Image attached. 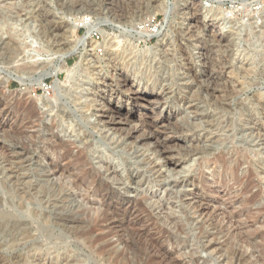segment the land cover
<instances>
[{
  "label": "rangeland",
  "instance_id": "rangeland-1",
  "mask_svg": "<svg viewBox=\"0 0 264 264\" xmlns=\"http://www.w3.org/2000/svg\"><path fill=\"white\" fill-rule=\"evenodd\" d=\"M159 2L160 0H153V6ZM235 3L239 6L249 3V0H235ZM113 5L119 8L114 10L112 8ZM120 8L121 11L119 10ZM46 11L52 14L57 22L66 24L65 30L71 29L63 34L62 37L65 40L72 33L75 34L77 39H80V42L72 52H69L68 47H64L65 51H60V49L56 51L48 43L50 40L49 36L47 37L49 40H46V36L43 37L42 32L46 31V25L45 22L41 21V15ZM240 11L243 12L244 9L241 8ZM256 11L261 12L264 10L257 8ZM149 12L148 0H73L72 2H66L65 0H0V23L4 24L3 31H1L2 33L0 32L2 39V42H0V67L4 71L3 74L0 73V211L3 212L4 210L7 212L8 210V213L15 215L13 217H17L22 223H26L28 220L26 224L33 228L34 232L32 233L38 237V241L35 243L27 242L23 243V245L21 244L22 246L20 243H15L11 247L5 246L6 242L0 240L2 241L0 245V264H85L91 250L96 249L97 252L99 251L96 247L97 245H88L83 242L77 231L76 233L74 230L65 231L63 228L60 229L59 226H55V216L46 208L47 206L43 207V203L38 205L35 201H31V203L27 199L22 200L21 196H17V198L14 192L15 188L10 183V185L2 183L4 176H8L10 168L13 167L5 162V159H7L5 154L9 155L20 145L27 149L28 155L30 154L29 156L34 159V162L38 160V164L46 166L51 158L57 160L56 155L52 156L50 150L42 143V138L49 133V129H51V132L53 131L52 133L55 136L63 140L78 141L79 137L83 138L82 135H88L91 136V143L87 148V153L92 164L101 171L104 165H109L115 168L123 179L117 161L123 163L124 168L127 169V156L129 157V153L131 154V149L137 148L129 147L131 148L129 150V148H124L121 143H119L121 145L118 147L110 145L107 139H109V142L115 141L117 135L111 134V131H107V128L111 127V122H117V111L129 115V117L137 116V110L142 109L140 112H144L145 108L143 107L146 106L147 100L156 98L159 100L162 97L164 99V94L159 91V87L163 86L166 79L164 73L167 66L161 65L156 60V56L153 55V52L158 54L165 50L164 42H160L157 37H152L151 39L143 38L140 35L143 30L137 32L138 30L133 27L134 24L138 23V18L148 16ZM232 15H235V13H232ZM83 16H88L92 19V22L88 25L100 22L98 29H102L103 33L98 29L97 31L103 35V40L99 42L100 47L95 43L97 45L96 48L98 47V50H101L98 53V58L104 60V49L109 48V44H114L112 48L117 52V55L128 63L126 66L129 74L137 76V81L143 77L140 82L141 85L138 87V89H141L142 84L145 86V91L141 90L144 98H140V101L131 103L126 100L121 101L116 98H109V92L111 93L109 88L103 89L107 92H105L104 96L101 95L103 90L101 91L99 87H102L100 84L103 83L102 78L109 75L108 65L102 62L100 66L98 65L99 68H91L94 63L90 62L91 64H88L91 56H89L90 52L86 45L93 41L91 34L95 31L88 33V25L86 30L76 31L75 21ZM161 20L162 17L157 12L155 22L159 26ZM12 26L22 33L25 32L27 36L24 38L20 37L21 39L18 38L13 43L8 42L7 32ZM259 27L261 31H264V24ZM144 30L147 29L145 28ZM228 35L232 36L235 34L228 33ZM243 39L247 42L240 45L239 48L235 41L232 43V56L235 58V64L231 67L236 69V73L230 76L229 72L231 69L225 70L226 75L224 77L226 78L224 79L237 84L238 88L236 91L240 92V95L234 97V93H227L223 98V105L226 106L223 107L221 112L223 125L218 132L221 137L220 141L212 139L210 143H207L210 154L197 162L188 175H181V173L188 168V165L194 159L187 162L183 169H178L179 171L176 170L170 173L162 171L165 176L164 184H169L182 178L194 179L195 181L173 190L168 187L166 188L168 192L165 187H162L163 182L156 183L152 180L149 184L140 187L141 190L139 191L137 189L120 190L122 195L130 199L140 196L145 198L144 203L150 210L151 216H147L146 213H139V215L136 213L137 215L134 218L138 220V224L136 223L135 228L139 230L142 228V231L144 229L148 231L147 238L149 239L147 240L151 244L154 241V244L161 248L164 257L166 256L167 263L170 264H173V261L183 262V264H233L230 261L231 248V250L242 252L244 257L247 258L243 264H264V140L257 139L254 136V133L264 135V127L260 124H255V129L248 131L254 121L249 120L247 114L248 105L244 103L245 100L253 103L258 97L256 89L261 83H264V38L260 37L259 32H254L253 39L249 40L247 33ZM94 52L97 54L96 49ZM26 63L29 65L39 64V67L43 66L44 70L38 68L33 75L26 74L27 72L25 71L21 72L19 68ZM44 71L49 73L42 86L34 85V79L45 73ZM137 72L140 74L137 75ZM9 76L12 80H9L8 87H6L3 81ZM18 76L30 79L31 82L27 83L32 84L28 88L27 93L22 96L18 95V92L14 93L22 89L20 80L17 79ZM167 78L171 79V77ZM104 81L107 82L108 80L104 79ZM149 81H152V83L149 84ZM95 84H99V87H96ZM131 84L133 82L130 81L128 85ZM44 85L47 86V89L44 88ZM153 88H156V90L153 91ZM182 88V92L185 93V85ZM249 88L252 91H248ZM21 97L24 99L27 97L28 101L31 102L32 108L35 106L34 109H37L35 110L39 114L38 117H30L26 110H18L17 104ZM178 97L183 98L181 93L173 96L172 101L169 102L170 107L180 105ZM132 104H136L139 107L132 108ZM101 107L108 109L109 116L105 117L101 113ZM174 107L166 110V107L159 103L156 105L155 112H159L161 116L172 115L175 112ZM110 112L115 113L110 114ZM241 115L243 119H240L233 126V121ZM32 119L36 120L33 121ZM110 120L111 122H109ZM246 120L249 122L244 125ZM19 121L25 123L20 126L17 124ZM28 122H35L33 124L35 128L30 124L26 125ZM108 122L111 124L108 125ZM18 125L19 127L17 128ZM20 127L22 128L20 129ZM36 127L38 129L35 131ZM42 131L45 132L42 133ZM33 134L36 138L33 137ZM246 134L250 138L238 139V137H246ZM75 146L81 147L79 143H76ZM221 157L227 162L224 166L219 164ZM58 160L60 166L67 167V171L62 175L58 174L55 176L52 179L55 183H62L65 178L73 177L79 172L73 159ZM205 169L210 170L206 171ZM248 178L252 181V186L245 191L244 187ZM67 189L76 200H80L78 198L80 190L76 192L68 187ZM194 190L200 193L204 199L207 198L205 199V202H208V207L205 211L206 215H211L215 224L227 229V237L230 236L229 240H231L230 249L215 248L217 249L216 251L214 247H211V249L202 245L203 234L201 235L200 230L194 229V224H191V220L187 219L186 215L189 214V207L188 205L185 206L183 201L181 202L183 195L191 194ZM251 195H253V199L250 204L241 206V202L248 199ZM89 200L91 202L94 199L90 198ZM20 202L23 205L18 207ZM93 207H97V205ZM77 211L76 215L78 217L81 212L79 209ZM119 211L111 222L115 223L114 225L120 233L127 227V220L130 217ZM228 215L233 219L231 225L226 219L229 218ZM80 217L81 219H86L84 221L87 222L89 215ZM19 218H22V220ZM171 220L184 224V232L180 236L179 234L178 236L175 235L176 231ZM160 228L166 229L172 236L175 235L173 236L174 240L170 243L160 242V245L159 241H156L157 238L166 236ZM241 236H245L248 239L252 237L251 240L253 241L243 243L239 240ZM255 239L258 241L256 242ZM130 244L128 254L132 255L136 252L137 244L132 242ZM203 253H211V255H204ZM67 257L69 259H66ZM132 264H136V262L133 261Z\"/></svg>",
  "mask_w": 264,
  "mask_h": 264
},
{
  "label": "bare ground",
  "instance_id": "bare-ground-1",
  "mask_svg": "<svg viewBox=\"0 0 264 264\" xmlns=\"http://www.w3.org/2000/svg\"><path fill=\"white\" fill-rule=\"evenodd\" d=\"M65 1L66 2H72L73 0H65ZM69 6H70V4H69ZM153 7H155V5ZM112 8H114V10H116L119 7L113 5ZM119 10L121 11V8ZM156 14H157V12L150 11L148 13V16H146L144 18H138L137 22H138L139 30H143V32H141V34H140L143 38L150 39L152 37H157L159 39V41L161 42V35L162 34L160 33V27L159 28L154 27L155 29H151V30H144L146 28V23L151 22L150 20H152L153 18L155 19ZM41 16H42L41 21H43V23L45 22L46 31L48 32L47 33L46 31H43L42 34H43V37L46 36V40H49V39H47V37L49 36L48 37V38H50V40L48 42L49 45L51 44L53 46V48L56 49V51H59V49H60V51L61 50L65 51L64 47H66V48L68 47L67 49L69 50V52H72L76 48L78 43L80 42V39H77L75 37V34L72 33V35L68 37V38H70V40H68V38L66 36L65 37L67 39L65 40L62 36L70 28L69 29L67 28L68 30H65L67 27L66 24H64L62 22H57L56 19L52 16V14H50L48 11L44 12ZM98 24H100V22ZM98 24L96 23V24L88 25V27H87L88 33H91L93 31H97V29L99 27ZM3 25H4L3 23H0V32L3 31ZM98 30L101 33H103L101 31L102 29L101 30L98 29ZM7 35L9 37L8 42H10V43L15 42L16 39L18 40V38L21 39L20 37L24 38L27 36V35H25V32L22 33L20 30H18L16 27H13V26L9 28ZM0 40H1L0 42H2L1 37H0ZM8 42H7V44H8ZM2 44H4V43H2ZM109 45H110L109 48L104 49L105 50L104 51L105 52V59L104 60L99 59L98 56L96 55V53L94 52L96 49V46H97L94 41H91L86 45L88 48V51L90 52L89 56H91L89 63L88 62L87 63L88 64H91L90 62L94 63L91 66V68H99V66H100V64H102V62L106 63L105 65H108L109 75L106 77L104 76L102 78L103 81L101 79V81L103 82V83H100L102 87H99L98 86L99 84L98 85L95 84L96 87L101 88V91L105 88H109V90L111 91V93L109 92V94H110L109 98H113V99L116 98V99L121 100V101L126 100V101H130L131 103H136V102L140 101V98H144L143 95L141 94V90H144L145 86L142 84L141 89H138V87L141 85L140 82H141L143 77L137 81V78H138L137 76H135V75L131 76V74H129L127 66H126L128 63L117 55V52L112 48L114 46V44H112V45L109 44ZM7 49H9V48H7ZM56 51H54V52L59 53ZM66 53H67V51H66ZM55 55H58V54H55ZM64 55H65V53H64ZM50 62H52V61H50ZM95 64H97V65L95 66ZM35 65H29L26 63V64H23L19 68V70L21 72H23V71L27 72L26 74H32L33 75L34 72L36 71V69H38V68L43 69L44 68L43 66L39 67L40 66L39 64H35ZM100 68H102V67H100ZM56 70H57V68H56ZM58 71H57V73L60 72V71L59 72ZM3 72L4 71L0 67V73L3 74ZM96 72H98V71L96 70ZM48 73L45 72V73L39 75L38 78L34 79V82H35L34 85L41 87L42 84L44 83L45 78H46ZM93 73L95 74V72H93ZM225 75H226V72L224 71V73L221 74V82H224V83L229 82L228 80L224 79V78H226V77H224ZM17 79L20 80V85H21L22 89L14 92V93L18 92L17 94L22 96V95L27 93L28 88L32 85L31 83L30 84L27 83V82H31V80L27 79V78L25 79L22 76H18ZM104 79L105 80L107 79L108 81L106 82V81H104ZM9 80H12V78L10 76L4 79V81H3L4 86L8 87L7 84L9 82ZM130 81L133 82V84L128 85V83ZM143 81H145V80H143ZM232 86H234L235 89L237 90L238 85L231 82L229 85V91L227 93H230V94L233 93L231 91ZM182 90H183V88H182ZM185 90H184L185 94L182 96L183 97L182 98L183 103H179L180 105H177L176 107H174V106H171V107L167 106L166 107L164 105V107H166V110H169L170 108L174 107L175 112L174 113L171 112L172 115L170 114L168 116H161V114L159 112H155L156 105L159 104V102L161 100H163V97H162L159 100L157 98L154 100H147L146 106L143 107V108H145L144 112H140V111H142V109H140L139 111L137 110L136 111V112H138V113H136L137 116L133 115L134 117L133 116L129 117V115H126L123 112L117 111L116 112V114H118L116 117L118 119L117 122L113 123L110 120L109 122H111L112 124L109 122L107 123L108 125L111 124V127L109 129L106 127L107 131H111V134L117 135V138L115 141L109 142V139H107V141H108V143H110V145H114V146L118 147L119 145L123 144L124 148H129V147H131V148L136 147L137 148V149L129 148V150L131 149L132 151H131V154L129 153V157L127 156L128 160L127 161L125 160V161L128 163L127 167H126L127 169L131 168V165L133 163H135L137 165L136 169H142V171L136 172V178H138L140 176L144 177V181H143V183H141L140 187H142L143 185L149 184L152 181H154L156 183L157 182L160 183L163 181L165 182V178H164L165 176L161 170L162 168L164 169L163 172L168 171L170 173V172L176 171L178 169H180V170L183 169L184 165L187 162H189L190 160L194 159L195 156H200L202 158L201 160H203L204 157H206L207 155L210 154L209 147H208L207 143H210L212 141V139H214L216 141H220L221 137L218 134V132H219V130H221L220 128L223 125L222 124L223 122L221 120V117H222L221 112H222L223 107L226 106V105H223V100L221 101L220 105H211L210 104L209 107L211 108V111L205 112L202 116L187 118V119L181 121V117H187L188 112H192L196 109V105L191 104V102L189 100V97L191 96L190 93L192 94L195 91V87L193 85H185ZM105 92H107V91L103 90L101 95L104 96L106 94ZM216 96L217 97L221 96V92L217 91ZM18 98H20V97H18ZM23 99L24 98L21 97V99L18 100V104H17L18 108H19L18 110L19 111L26 110L28 112L27 114L30 117H35V116L38 117L39 114L36 111L37 109L36 108H35L36 110L34 109L35 106L33 108L31 107V102L28 101L27 97L24 100ZM145 101H146V99H145ZM103 105H101V106H103ZM131 106H132V108L139 107L136 104H132ZM226 109H228V108H226ZM100 111L105 117L109 113L108 109H104V107H101ZM113 113H115V112H112V113L110 112V114H113ZM103 115H101V116H103ZM29 116H28V118H29ZM34 120H36V119H34ZM189 120H190L191 124H200L202 122H207V123H205V128L207 129V131L198 130V131H190L189 132L188 128L186 127L189 124ZM178 121H180L179 124H177ZM35 122L34 123L28 122V123H26V125L30 124V125H32V127H34L33 124H35ZM248 122H249L248 120L244 121V125L248 124ZM23 123H25V122L19 121L17 124H19L21 126ZM38 123H39V121H38ZM19 125L17 126V128L19 127ZM38 126H40V125H38ZM172 126H175L176 131H184L186 134L185 135L172 134L173 133V127ZM124 127H127V128H124ZM17 128H16V130H17ZM21 128L22 127H20V129ZM23 128L25 129L24 126H23ZM37 129L38 128L36 127L35 131ZM254 129H255L254 127H249L248 131H251ZM216 130H217V133H216ZM44 132L42 131V133H44ZM52 132H51V129H49V133L45 137L42 138V143L50 150V152L52 153V156L56 155L57 160H53L51 158V160H49V161L47 160L48 162H47L46 166H42V165L38 164V162H37L38 160L35 162L33 161L34 159L31 156H29L30 154L28 155L27 149H25V147L19 145L20 147H22V148H20L19 146L16 147L17 146L16 145V146H14V147H16L14 149V151L9 153V155L4 153L6 155L5 158H7V159H5V162L10 164L11 167L12 166L13 167L10 168V172H9L8 176H4V181L2 183L3 184H5V183L9 184L10 183L15 188L14 192L16 193V197L21 196L20 198L22 200L27 199V201H30V202L35 201L38 203V205L39 204L41 205L43 203L44 204L43 207L47 206L46 208H48L50 210V212L53 213L52 215L55 216L54 217L55 218V222H54L55 226H59L60 229L63 228L65 231L74 230L75 233L77 231L78 236L82 239L83 242L87 243L88 245H94V244L99 245L101 240L108 239V238L113 237V236L116 238V240L120 241L122 244H125V246L127 248L129 247V245H131L130 244L131 242L137 244V242L139 240L148 241L147 240V239H149V238H147V234H149L148 231L145 229H144V231H142V228H141V230H139L138 228H135L138 220H136V218H134L137 215L136 213H138V215H139V213L140 214L146 213L147 216L150 215V212H149L150 210L145 206V203H144L145 198L143 196H140V197H136L134 199H130V198H128V197H126L120 193V190H128V189L129 190L130 189L136 190L137 188L128 187L126 185H123V179L120 177V175L115 170V168H112L109 165H104L103 171H101L92 164V162L89 159L88 153H87V148H88L89 144L91 143L90 142L91 136L82 135L83 138L79 137L78 141L77 140L70 141V139L69 140L60 139L57 136H55ZM146 132L150 133V135H144V133H146ZM39 133H41V132H39ZM35 134H36V132H35ZM33 137H35L34 134H33ZM76 143L77 144L79 143L81 145V147L75 146ZM119 143H121V144H119ZM127 152H129V151H127ZM189 152L194 153V155L189 156ZM213 152H214V150H213ZM156 153H158L157 159H160L163 161L162 164L155 163V161L150 158L152 154H156ZM184 156H187L188 159H184L183 158ZM70 158L73 159L74 162L76 163L79 172L77 174H75L73 177L69 176V177L65 178V181H62V183L56 182L57 183L56 184L55 181H53L52 179L55 176H57L58 174L62 175L65 173V171H67L66 166H60L59 165L58 159L65 161V159H70ZM226 163L227 162H225L222 158L219 164L224 166V165H226ZM33 167H34V169H33ZM29 168H31V170H29ZM248 176H249V174H248ZM56 181H57V179H56ZM194 181H195L194 179L182 178L179 180H174L169 184H164V182H163L162 187H165L166 191H167L166 188H168V187L171 190H173L174 188L184 187V186H186L189 183H192ZM131 182H132V180L130 179L129 183H131ZM8 184H5V185H8ZM251 186H252V181L248 178L247 182L245 184V187H244L245 191H247L248 188ZM13 187H12V189H13ZM67 187L69 189L75 190L76 192L80 190V195L78 196V198L80 200H76V198H74V196L71 195V193L69 192ZM253 195H251L248 199L243 200L241 202V206H243V205L246 206V205L250 204V202L253 199ZM90 198H92L94 200L90 202V200H89ZM205 199H207V198H205ZM205 199L203 198V196L200 193L196 192L195 190L191 194L183 195L181 198V202L183 201L185 203V206L188 205V207H189V209H188L189 214H187L186 217H187V219L191 220L190 221L191 224H194V226H195L194 229L200 230L201 235L203 234V237H204L203 241H202L203 246L205 243H207L206 248L214 247V249L215 248H218V249L219 248L220 249L229 248L230 249L231 248V240H229L230 236L227 237L228 231L226 228H223V227L219 226L218 224H215L213 222L214 219L212 220V218H211V215H208V214H207L208 216L206 215L205 211L207 210L208 202H205ZM22 205H23V203L20 202L18 207L22 206ZM94 205H97V207H93ZM110 207H111V209H110ZM1 208H3V207H1ZM78 209L80 210L81 213L83 212V214H81L79 212L80 214H78V217H77L76 212H78L77 211ZM119 210L122 211L123 213L127 214V216L130 217L127 220V227L125 228V230L123 229L122 231H120V233L117 231V227L114 225L115 223L111 222L113 217L116 216V214L118 213ZM8 212H9L8 210H7V212H5L4 210H3V212L0 211V240H3L6 242L5 246L8 245V247L9 246L11 247L15 243H20V245L21 244L23 245V243H27V242H31V243L37 242L38 237L34 233H32V232H34L32 230L33 228H31L30 226H28L26 224L28 222V220L26 223H24V222L22 223V222H20V220H18L17 217H13L15 215H11ZM48 215H50V214H48ZM85 215H87V216L89 215L87 222L84 221L86 219H81V217H80V216L84 217ZM141 217H144V216H141ZM228 217L229 218H226V219H228V223H230V225H231L233 219L230 215H228ZM19 219L22 220V218H19ZM187 219H185V220H187ZM93 220H95L96 222L93 223ZM175 220H171V222L174 225L173 228H175V231H176L175 235L178 236V234H179V236H180V234L184 232V224L175 222ZM147 221H148V219H147ZM108 222H110V223H108ZM29 223H31V222H29ZM142 226H144V225H142ZM160 229H161L162 233L166 234V236L165 237L159 236V238H157L156 241H159V243L160 242L164 243V241L170 243V242H172V240H174L173 236H175V235L172 236V234H170L166 229H162V228H160ZM160 229H159V231H160ZM119 230H120V228H119ZM97 232L101 233V235H97ZM156 233H157V231H156ZM222 234H224V235H222ZM125 238H127V239H125ZM163 238H164V240L162 241ZM251 239H252V237H251ZM251 239L250 238L248 239L245 236H241L239 240L243 243L244 242L250 243L251 241H253ZM255 241H256V239H255ZM1 242L2 241H0V245H1ZM150 244H151V242H150ZM152 244H154V241ZM252 244H253V242H252ZM160 245H161V243H160ZM231 249H230L231 258L230 257L229 258L233 264H238V262H239V264H243L247 260V258L244 257L242 252H240L238 250H231ZM215 250L217 251V249H215ZM210 252L212 253V251H210ZM66 259H69V258L67 257ZM173 262H174L173 264H183V262L182 263L177 262V261L176 262L173 261ZM163 264H170V263H167V259L165 258Z\"/></svg>",
  "mask_w": 264,
  "mask_h": 264
},
{
  "label": "clouds",
  "instance_id": "clouds-1",
  "mask_svg": "<svg viewBox=\"0 0 264 264\" xmlns=\"http://www.w3.org/2000/svg\"><path fill=\"white\" fill-rule=\"evenodd\" d=\"M148 7L150 11L158 12L162 17L160 33L165 50L158 54L153 52L156 60L161 65L167 66L164 73L166 79L163 86L159 87V91L164 94V99L159 103L166 107L169 106L173 96H177L178 93H181V96L185 94L182 92L183 85H193L195 91L189 100L191 104L196 105V109L188 112L187 117H181V121L202 116L205 112L211 111L210 104L220 105L224 95L229 91L231 82H221V74L226 69H231L230 76L236 73V69L231 67L235 64V58L232 56L233 41L239 48L240 45L247 42L243 39L246 33L249 40L253 39L254 32H259L260 37L264 38V31H261L259 27L264 24V11H256L257 8L264 10V0H249V3L239 6L236 5L235 0H160L155 7H153V0H148ZM241 8L244 9L243 12L240 11ZM228 33L235 35L229 36ZM139 74L137 72V75ZM167 77H171V79ZM151 83L152 81H149V84ZM152 90L155 91L156 88ZM217 91L221 92V96H216ZM231 91L234 93V97L240 95L234 86ZM248 91H252V89L249 88ZM256 91L258 97L254 102L249 103L248 100H245L244 103L248 105L249 120L254 121L251 127H255V124L264 127V83H261ZM178 103H183L181 97H178ZM240 119L243 117L238 116L233 121V126ZM179 123L180 121L177 122V124ZM205 123L207 122L191 124L189 120L186 127L189 132L207 131ZM172 127V134H186L184 131H176L175 126ZM144 135H150V133L146 132ZM254 136L257 139H264V135L259 133H254ZM243 138L250 137H247V134L246 137H238V139ZM193 155L194 153L189 152V156ZM157 156L158 153L152 154L150 158L155 163L162 164L163 161L157 159ZM183 158L188 159L187 156ZM201 159L200 156H195L193 162L181 175H188ZM117 163L122 173L123 185L135 187L138 191L141 190L140 185L143 183L144 177L136 178V172L142 171V169H136L135 163L129 169H125L123 163L119 161ZM130 179L131 183H129ZM95 222L93 220V223ZM97 235H101V233L97 232ZM96 247L99 251L91 250L85 264H132L133 261L136 264H163L165 259L161 248L146 240L137 242L136 252L132 255L128 254L125 244L116 240L114 236L101 240ZM204 247H207V243L204 244ZM203 254L211 255V253Z\"/></svg>",
  "mask_w": 264,
  "mask_h": 264
},
{
  "label": "built area",
  "instance_id": "built-area-1",
  "mask_svg": "<svg viewBox=\"0 0 264 264\" xmlns=\"http://www.w3.org/2000/svg\"><path fill=\"white\" fill-rule=\"evenodd\" d=\"M148 21V20H147ZM151 22H147L146 23V29L147 30H151V29H155L154 27H156V28H159L160 26L155 22V19L153 18L152 20H150ZM92 22V19L90 18V17H88V16H83V17H81V18H78L76 21H75V24H74V26H75V29H76V31H80V30H86V27H87V25L88 24H90ZM135 29H137L138 31L137 32H139L140 30H139V27H138V23H136V24H134V26H133ZM136 32V33H137ZM92 39H93V41L95 42V43H97L98 44V47H100V41H102L103 40V35L99 32V31H95V32H93L92 34ZM151 39V38H150ZM96 48V52H97V56H98V53L99 52H101V50L99 51L98 49L99 48ZM44 88L45 89H47V86L46 85H44Z\"/></svg>",
  "mask_w": 264,
  "mask_h": 264
}]
</instances>
